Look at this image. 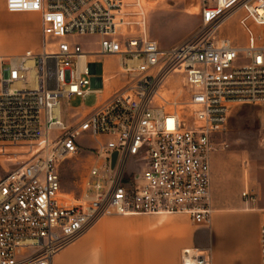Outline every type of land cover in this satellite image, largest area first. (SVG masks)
Here are the masks:
<instances>
[{"label":"built area","instance_id":"built-area-1","mask_svg":"<svg viewBox=\"0 0 264 264\" xmlns=\"http://www.w3.org/2000/svg\"><path fill=\"white\" fill-rule=\"evenodd\" d=\"M11 3L13 12L40 14L42 43L0 56V155L19 153L0 179V264H54L107 217L179 214L210 223L211 158L230 114L242 105L264 109V45H237L217 31L240 9L264 24V0H199L204 33L168 50L133 30L125 0ZM85 37L98 39L95 50ZM94 57L117 59L120 72L98 78ZM120 74L122 87L105 95ZM89 95L104 98L65 122L63 102ZM87 136L94 162L85 196L73 204L62 197L61 167L86 150ZM242 199L251 206L258 194L247 187ZM260 238L264 264V223ZM182 258L212 263L196 248Z\"/></svg>","mask_w":264,"mask_h":264},{"label":"rangeland","instance_id":"rangeland-1","mask_svg":"<svg viewBox=\"0 0 264 264\" xmlns=\"http://www.w3.org/2000/svg\"><path fill=\"white\" fill-rule=\"evenodd\" d=\"M123 8L124 17L133 30L142 32L146 37L155 39L162 49L198 40L203 31L202 16L199 10V0H125ZM260 14H263L259 11ZM218 36L231 39L237 45L257 43L264 45V24L256 23L246 9H240L232 18L226 21L217 31ZM88 49L95 50L96 39L85 37L79 39ZM24 52V51H23ZM23 52L17 53L21 54ZM96 75L110 76L119 73L117 59L94 57ZM125 82V77L111 81L106 91L120 89ZM176 89H183L181 78L172 79ZM103 95H89L83 101L76 99L63 102L62 118L69 123L73 109L93 108ZM80 143L86 148L77 158L65 163L61 167L62 192L69 196L71 203L81 201L85 196V179L88 170L94 162V156L89 148L95 142L88 136L82 138ZM215 152L217 179L211 197L212 209L234 208L243 203L242 195L246 188L255 189L258 202L248 206L264 210V109L242 105L236 107L230 114V122L226 133L220 137ZM19 153L13 157L0 155V179L6 170L14 166ZM13 164V165H12ZM198 225L191 224V229ZM73 264L78 251L76 247L64 253ZM73 262V263H72Z\"/></svg>","mask_w":264,"mask_h":264},{"label":"crops","instance_id":"crops-1","mask_svg":"<svg viewBox=\"0 0 264 264\" xmlns=\"http://www.w3.org/2000/svg\"><path fill=\"white\" fill-rule=\"evenodd\" d=\"M41 24L38 12H13L11 0H0V56L39 51ZM109 94L110 91L105 95ZM217 161L213 154L211 197L217 179ZM209 222L193 230L189 218L179 214L107 217L73 246L57 254L54 264H70L64 253L73 247L78 251L73 264H183V252L194 248L208 252L211 264H261L264 210L246 205L216 207Z\"/></svg>","mask_w":264,"mask_h":264},{"label":"water","instance_id":"water-1","mask_svg":"<svg viewBox=\"0 0 264 264\" xmlns=\"http://www.w3.org/2000/svg\"><path fill=\"white\" fill-rule=\"evenodd\" d=\"M117 158H118L117 153L113 154L112 168H114Z\"/></svg>","mask_w":264,"mask_h":264},{"label":"bare ground","instance_id":"bare-ground-1","mask_svg":"<svg viewBox=\"0 0 264 264\" xmlns=\"http://www.w3.org/2000/svg\"><path fill=\"white\" fill-rule=\"evenodd\" d=\"M62 197L65 198V199L70 200L69 196H67L66 194H63ZM73 204H78V202H76V203L74 202Z\"/></svg>","mask_w":264,"mask_h":264}]
</instances>
